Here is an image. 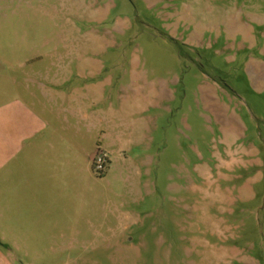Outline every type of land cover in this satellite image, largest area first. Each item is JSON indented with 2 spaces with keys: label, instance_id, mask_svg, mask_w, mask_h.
Returning <instances> with one entry per match:
<instances>
[{
  "label": "rangeland",
  "instance_id": "374dc122",
  "mask_svg": "<svg viewBox=\"0 0 264 264\" xmlns=\"http://www.w3.org/2000/svg\"><path fill=\"white\" fill-rule=\"evenodd\" d=\"M26 77L93 174L29 264H264V0H0V80Z\"/></svg>",
  "mask_w": 264,
  "mask_h": 264
},
{
  "label": "crops",
  "instance_id": "0c3cea01",
  "mask_svg": "<svg viewBox=\"0 0 264 264\" xmlns=\"http://www.w3.org/2000/svg\"><path fill=\"white\" fill-rule=\"evenodd\" d=\"M24 81L0 80V264H17L11 254L29 264L18 253L28 251L36 232L47 235L67 212L77 213L88 195L84 182L93 178L79 162L80 138L66 133L64 92Z\"/></svg>",
  "mask_w": 264,
  "mask_h": 264
},
{
  "label": "built area",
  "instance_id": "2783aa9c",
  "mask_svg": "<svg viewBox=\"0 0 264 264\" xmlns=\"http://www.w3.org/2000/svg\"><path fill=\"white\" fill-rule=\"evenodd\" d=\"M108 163L107 155L101 151L97 152V154L93 158V169L97 173H104L106 166Z\"/></svg>",
  "mask_w": 264,
  "mask_h": 264
}]
</instances>
